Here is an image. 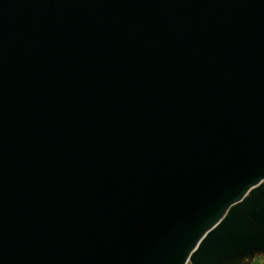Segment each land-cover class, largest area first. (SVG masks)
I'll list each match as a JSON object with an SVG mask.
<instances>
[{
	"label": "water",
	"instance_id": "water-1",
	"mask_svg": "<svg viewBox=\"0 0 264 264\" xmlns=\"http://www.w3.org/2000/svg\"><path fill=\"white\" fill-rule=\"evenodd\" d=\"M264 255V0H0V264Z\"/></svg>",
	"mask_w": 264,
	"mask_h": 264
},
{
	"label": "rangeland",
	"instance_id": "rangeland-1",
	"mask_svg": "<svg viewBox=\"0 0 264 264\" xmlns=\"http://www.w3.org/2000/svg\"><path fill=\"white\" fill-rule=\"evenodd\" d=\"M251 264H264V255H259L255 258L253 262H250Z\"/></svg>",
	"mask_w": 264,
	"mask_h": 264
},
{
	"label": "trees",
	"instance_id": "trees-1",
	"mask_svg": "<svg viewBox=\"0 0 264 264\" xmlns=\"http://www.w3.org/2000/svg\"><path fill=\"white\" fill-rule=\"evenodd\" d=\"M245 264H251L250 262H246Z\"/></svg>",
	"mask_w": 264,
	"mask_h": 264
}]
</instances>
